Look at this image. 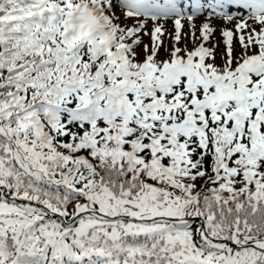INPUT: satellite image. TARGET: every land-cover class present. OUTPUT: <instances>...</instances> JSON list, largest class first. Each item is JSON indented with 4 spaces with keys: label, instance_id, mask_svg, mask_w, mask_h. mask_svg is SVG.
Returning <instances> with one entry per match:
<instances>
[{
    "label": "snow or ice",
    "instance_id": "6c2138e0",
    "mask_svg": "<svg viewBox=\"0 0 264 264\" xmlns=\"http://www.w3.org/2000/svg\"><path fill=\"white\" fill-rule=\"evenodd\" d=\"M0 264H264V0H0Z\"/></svg>",
    "mask_w": 264,
    "mask_h": 264
},
{
    "label": "rangeland",
    "instance_id": "374dc122",
    "mask_svg": "<svg viewBox=\"0 0 264 264\" xmlns=\"http://www.w3.org/2000/svg\"><path fill=\"white\" fill-rule=\"evenodd\" d=\"M196 23L199 24L200 23V20H197ZM213 23L215 25H219L221 23V21H214ZM217 39H219V35L218 34H217Z\"/></svg>",
    "mask_w": 264,
    "mask_h": 264
}]
</instances>
